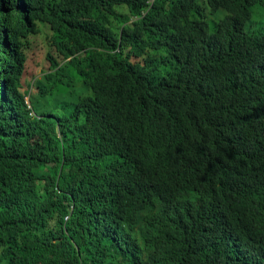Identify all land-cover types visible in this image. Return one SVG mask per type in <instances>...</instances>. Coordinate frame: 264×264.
<instances>
[{
  "label": "trees",
  "instance_id": "1",
  "mask_svg": "<svg viewBox=\"0 0 264 264\" xmlns=\"http://www.w3.org/2000/svg\"><path fill=\"white\" fill-rule=\"evenodd\" d=\"M258 5L0 0V264H264Z\"/></svg>",
  "mask_w": 264,
  "mask_h": 264
},
{
  "label": "rangeland",
  "instance_id": "2",
  "mask_svg": "<svg viewBox=\"0 0 264 264\" xmlns=\"http://www.w3.org/2000/svg\"><path fill=\"white\" fill-rule=\"evenodd\" d=\"M212 18L216 20L215 16ZM250 27L252 30L258 28L259 30L264 31V5H258L254 9V15Z\"/></svg>",
  "mask_w": 264,
  "mask_h": 264
},
{
  "label": "bare ground",
  "instance_id": "3",
  "mask_svg": "<svg viewBox=\"0 0 264 264\" xmlns=\"http://www.w3.org/2000/svg\"><path fill=\"white\" fill-rule=\"evenodd\" d=\"M97 13V12H96ZM90 21V20H89ZM46 22V21H45ZM38 24V23H37ZM42 26V25H41ZM41 28V27H40ZM48 30V29H47ZM124 50V49H123ZM102 58V57H101ZM133 62V61H132ZM41 97V96H40Z\"/></svg>",
  "mask_w": 264,
  "mask_h": 264
}]
</instances>
